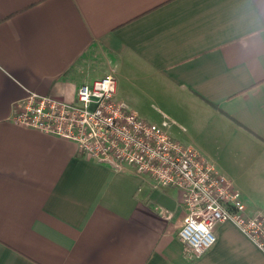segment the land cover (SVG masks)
Instances as JSON below:
<instances>
[{
    "label": "crops",
    "instance_id": "obj_1",
    "mask_svg": "<svg viewBox=\"0 0 264 264\" xmlns=\"http://www.w3.org/2000/svg\"><path fill=\"white\" fill-rule=\"evenodd\" d=\"M112 69L132 110L134 87L206 124L213 165L264 213V0H0V264H264L230 221L188 256L179 189L12 121L30 92L74 101Z\"/></svg>",
    "mask_w": 264,
    "mask_h": 264
},
{
    "label": "built area",
    "instance_id": "obj_2",
    "mask_svg": "<svg viewBox=\"0 0 264 264\" xmlns=\"http://www.w3.org/2000/svg\"><path fill=\"white\" fill-rule=\"evenodd\" d=\"M117 79L108 74L79 86L73 102L30 92L14 104L20 126L74 141L82 155L115 168L132 167L158 185L182 193L186 214L179 231L188 256L200 257L217 241L219 223H234L264 252V213H248L232 181L192 147L172 138L166 127L142 119L116 99ZM164 215L166 212H163Z\"/></svg>",
    "mask_w": 264,
    "mask_h": 264
},
{
    "label": "rangeland",
    "instance_id": "obj_3",
    "mask_svg": "<svg viewBox=\"0 0 264 264\" xmlns=\"http://www.w3.org/2000/svg\"><path fill=\"white\" fill-rule=\"evenodd\" d=\"M115 76V70H110L107 74ZM116 78V77H115ZM127 86V85H126ZM133 94L138 98L137 112L138 115L150 122L162 125L165 118L171 122V126L166 127L169 135L179 141L185 147L196 149L203 158L214 164V160L210 153L207 152V125L192 122L191 112L185 111H164L161 107L152 102V100L142 91L131 87ZM130 97V96H129ZM73 102V101H68ZM165 117V118H164Z\"/></svg>",
    "mask_w": 264,
    "mask_h": 264
}]
</instances>
